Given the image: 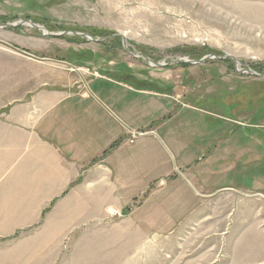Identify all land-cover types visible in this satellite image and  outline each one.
I'll return each mask as SVG.
<instances>
[{"label":"rangeland","instance_id":"obj_1","mask_svg":"<svg viewBox=\"0 0 264 264\" xmlns=\"http://www.w3.org/2000/svg\"><path fill=\"white\" fill-rule=\"evenodd\" d=\"M6 24L17 26L0 27V264H264V0H0ZM207 56L238 71L230 58L153 66ZM133 90L176 106L143 128L147 113L129 109L127 130L143 134L109 167L106 151L73 158L42 204L47 160L20 158L10 137L36 133L61 99H114L117 114L143 98Z\"/></svg>","mask_w":264,"mask_h":264},{"label":"crops","instance_id":"obj_2","mask_svg":"<svg viewBox=\"0 0 264 264\" xmlns=\"http://www.w3.org/2000/svg\"><path fill=\"white\" fill-rule=\"evenodd\" d=\"M122 86L125 87L126 85ZM127 90L130 91L131 89ZM135 92L140 93V96L143 98L139 100L134 99L131 101L130 106H117V114L111 110V108H115L113 105L114 99L111 100V104L94 100L91 105L85 104L83 101L66 103L65 98L61 99L58 103L46 109L42 118L43 121L41 122L44 124L40 125L41 129L36 133H34L31 127L30 131L28 130L26 133L19 131L18 134L15 133L16 137H10L9 142L11 146L13 147V144L14 147L18 146L20 158L25 154L24 158L27 159L36 160L44 158L47 160L49 172L44 174V181L42 182L43 184L48 183V185H44L42 188L43 192H45L42 204H48L62 194L60 188L55 190L57 182L67 175L66 168L74 161L73 158L79 157L82 160L84 154L87 155L88 152H90V157L94 158L95 155L106 151L109 153L105 154L103 161L109 167L108 160L115 154L122 141L123 143L126 141L125 143L129 144V141L133 139L134 143L136 138H133L132 135L143 134L139 130H127V119H131L135 123L137 114V112L129 114V109H142L147 113L148 116L141 119V122H143L140 127L143 128L148 123L157 121L158 114L161 111L167 114L168 110L175 105L171 101V96L160 92L152 90H137ZM82 98L93 99L95 97L83 96ZM101 107L105 109H101ZM81 115H84V117H80ZM99 132L103 135L101 140L98 136ZM122 134L126 139L121 138ZM118 140V147L112 151H108V148ZM99 141H105V146L99 148ZM56 165H58V168H56ZM159 178H153L149 184ZM36 189H39V187ZM54 191L56 192L54 193Z\"/></svg>","mask_w":264,"mask_h":264},{"label":"water","instance_id":"obj_3","mask_svg":"<svg viewBox=\"0 0 264 264\" xmlns=\"http://www.w3.org/2000/svg\"><path fill=\"white\" fill-rule=\"evenodd\" d=\"M25 24L29 25L31 28H33V29H35V30H37L39 32L40 31L44 32L46 34L45 36L60 37V36H63L64 34H69L68 32H62V33H58V34H55V35L54 34H49L48 32H46V30L43 27L37 26L35 24H32L31 21H22V22L20 21V22H18V25H25ZM15 26H17V24L16 25L15 24H12V25L11 24H6V25H1L0 27L1 28H13ZM70 34L71 35H79V34H76V33H70ZM81 36L86 37L87 39H90L91 40V37L88 36V35H86V34H83ZM121 39H122V43H123L124 49L126 51H129L128 50V45L126 44L125 40L122 37H121ZM108 40H111V38H109V37L108 38H103V39H100V40H96V42H105V41H108ZM226 58H230V59L233 60L234 67H236V70H237L238 63L233 58H231V57L216 58V57H213V56L204 57L203 59H201L200 61H197V62H195V61H189V60L183 61L181 59H176V60L172 61L170 64H158V63L156 64V63H153V66H155L157 68H164V67H169L171 65H199V64H202L204 61H207V60H215V59H217V60L222 61V60H225ZM240 72H244V70H240ZM249 73L251 75H253V76L259 77V75L252 74L251 72H249Z\"/></svg>","mask_w":264,"mask_h":264},{"label":"trees","instance_id":"obj_4","mask_svg":"<svg viewBox=\"0 0 264 264\" xmlns=\"http://www.w3.org/2000/svg\"><path fill=\"white\" fill-rule=\"evenodd\" d=\"M118 145H119V141L114 142V143L111 145L110 150L115 149L116 147H118Z\"/></svg>","mask_w":264,"mask_h":264},{"label":"built area","instance_id":"obj_5","mask_svg":"<svg viewBox=\"0 0 264 264\" xmlns=\"http://www.w3.org/2000/svg\"><path fill=\"white\" fill-rule=\"evenodd\" d=\"M140 135H141V134H139V133H138V134H133L132 137H133V138H137V137H139ZM130 143H133V139L130 140Z\"/></svg>","mask_w":264,"mask_h":264}]
</instances>
